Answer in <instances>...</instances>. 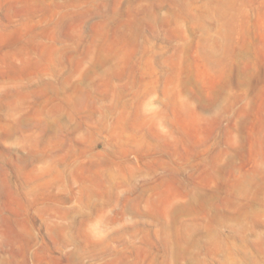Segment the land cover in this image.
I'll return each instance as SVG.
<instances>
[{"label": "rangeland", "instance_id": "374dc122", "mask_svg": "<svg viewBox=\"0 0 264 264\" xmlns=\"http://www.w3.org/2000/svg\"><path fill=\"white\" fill-rule=\"evenodd\" d=\"M0 264H264V0H0Z\"/></svg>", "mask_w": 264, "mask_h": 264}]
</instances>
